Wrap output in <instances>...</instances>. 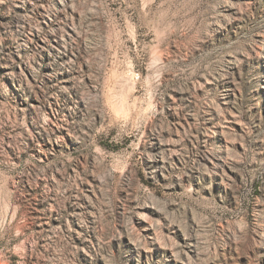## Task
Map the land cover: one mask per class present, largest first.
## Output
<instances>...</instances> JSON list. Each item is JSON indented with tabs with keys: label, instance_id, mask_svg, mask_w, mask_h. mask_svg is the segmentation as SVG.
Listing matches in <instances>:
<instances>
[{
	"label": "rangeland",
	"instance_id": "1",
	"mask_svg": "<svg viewBox=\"0 0 264 264\" xmlns=\"http://www.w3.org/2000/svg\"><path fill=\"white\" fill-rule=\"evenodd\" d=\"M0 264H264V0H0Z\"/></svg>",
	"mask_w": 264,
	"mask_h": 264
},
{
	"label": "bare ground",
	"instance_id": "2",
	"mask_svg": "<svg viewBox=\"0 0 264 264\" xmlns=\"http://www.w3.org/2000/svg\"><path fill=\"white\" fill-rule=\"evenodd\" d=\"M19 3H22V0H19Z\"/></svg>",
	"mask_w": 264,
	"mask_h": 264
}]
</instances>
